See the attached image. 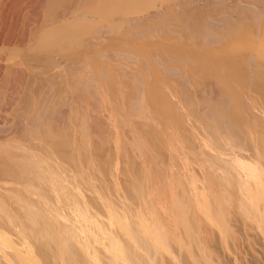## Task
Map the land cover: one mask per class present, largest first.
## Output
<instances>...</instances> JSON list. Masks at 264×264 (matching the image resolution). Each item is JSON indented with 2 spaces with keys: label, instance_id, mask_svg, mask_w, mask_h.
Segmentation results:
<instances>
[{
  "label": "bare ground",
  "instance_id": "obj_1",
  "mask_svg": "<svg viewBox=\"0 0 264 264\" xmlns=\"http://www.w3.org/2000/svg\"><path fill=\"white\" fill-rule=\"evenodd\" d=\"M140 1L142 0H134L130 3L133 4V6H140L139 4L134 5L135 2L141 3ZM145 1L147 5V3L149 2L152 3L153 0L152 1L145 0ZM63 2L66 1L65 0L63 1L62 0H0V92L1 91L6 92L10 96V102L14 103V105L15 103L17 104V106L21 105L20 109L16 106L18 108V109L16 108V110L18 111L15 110L17 115H15L14 124H12V126L14 127L15 125L20 127L22 129L21 132L23 134V136L19 138L20 140L19 139L15 140V138L17 139V137L15 136L7 137L6 139L0 138V144H3L4 146H9L4 149L5 153L7 152L10 153L3 155L1 154L3 153V150L0 152V167H2L3 169H4L3 166L6 167V169H4L3 175L5 174L4 176L8 175L10 177V182L8 183L0 179V226H3L4 228L6 227L5 231H7V233H9L8 231H10V233L13 236L12 239H9L4 235H2L0 236V242L3 243L5 247L10 246L13 249V252L16 250L15 252H17L18 255H21V258L19 257V259L14 258L15 264L21 263L23 259L29 260L30 264H37L39 262L44 264H157L156 262L160 261L159 259L160 257H162L160 256L161 250L163 248L169 249L171 244H169V239H168L169 237L166 235L168 232H166V234L164 233V229L162 228L163 224H161V220L159 218H156L155 220L154 219L155 216L153 214L152 217L151 212H149L151 214L148 213L151 217L147 218L148 214L145 211L148 209L146 205L149 204V208L152 209L149 210L155 212V210L153 211L154 206H152L153 208L150 207V205H152L149 200L151 196L148 199V195H152L153 193L155 194L156 191L158 190V189L156 190L155 187L157 185L156 183H155L156 185L150 187L149 184H147V180L154 179L155 181V177L156 179H158L159 176H161L162 178V173L164 172V170L156 169V167L152 168L154 166L151 165L156 164L158 162V161L156 162V160L167 162V164H170V166L172 165V167H174L175 169V173L173 172L174 176L176 174L175 177L178 178V174H179L178 169L181 166H184L186 164L187 165L191 164L194 166V164L198 165L199 163L201 164L202 162L203 163L205 162L204 155L198 152L197 151L198 149L200 151L201 149H219L220 151L222 150L220 152V153L223 152L222 154L218 153L219 152L218 151L206 155L210 166L215 165L217 168L219 174L218 175L216 174L215 177L217 178L218 183H220L219 185L224 186L227 183H230L234 177L236 178L244 177L246 175L244 174L245 172H242L241 170V163H243L241 161L242 159H245V157H247V159L250 158V160H252V162L255 163L260 158L256 154L250 155L252 153L250 154L247 153L249 152V150L253 148L254 142L253 140H251V137L250 139L247 137L244 131L240 129L238 130L237 128H235L237 126L232 125L230 123L228 119V115L226 113L227 110L225 112V109L227 108L225 104H223L222 102L218 103L219 101H217L218 100L217 99L215 100V102L218 103V105H216L215 107L213 106L214 104H211L210 101L207 100H205L204 105H200L196 101H194L195 99L194 100L192 98L186 99L188 97H186V94L183 92L184 93L183 95H185V97L181 95L179 99L182 100L183 97V100L185 99V101L186 100L188 101L187 103V108L189 110L188 112L190 115L194 116L193 118L192 116L189 115L188 118L183 121V124L191 127V131H194L195 135L198 136L197 138L195 136L194 138L193 137L186 138L184 136L187 140H184L181 144H183V147H185V149L186 147L187 149H189L185 151V154L189 156L188 160H190L189 161L190 163H187L188 160H186L185 163L184 157L186 156H184L185 155L183 152L184 149L183 151L179 150L180 151V152L178 151L179 153L175 152L176 150L174 151V149H177L176 147L174 148L175 144L172 145L173 144L172 141H166L165 139L161 138L162 129L164 127L174 125L173 120H171L170 118H167L166 123L164 122L163 118L161 117V112L159 111L158 106L156 107L155 103L152 102V98L155 99L161 96V94L160 93L158 94L159 91H157L154 88L153 83H151L150 86V82H148V78L150 74L149 75L147 74L148 75L147 77V75H143V73L137 72V74L133 77L135 84L136 85L138 84V86H135V88L137 87L141 88L140 82L145 79L146 80L145 82L146 83L148 82L149 85H147L148 84L147 83L146 86L144 85V88L146 87L148 88V90L145 88L146 89L145 91L141 88L140 91L139 88L138 89L139 92L143 91L142 95L140 96H143L144 98L143 97L139 98L140 96H138V98H135L134 96L132 100L131 97L127 104L121 105L122 108L123 106H125L124 109L117 107L118 108L117 112L120 113L122 116H124L128 114L129 111H131V113L129 114L135 112L136 115V116L134 115L135 117H137L138 115L144 117L145 119H150V121L149 120L145 121L144 119L143 120L141 119L142 123L139 122L137 124V125L141 124L140 126H138V128H136L137 126L134 127L135 125H132V127L130 126L129 128L135 131L132 132L134 136L131 133V136H133V138H131L130 140L128 139L126 140L128 142L130 141L131 147L132 148L134 147V151L136 148H142L140 155L141 160L139 162L136 161L135 164L141 162L143 166H141V169L139 170H135V167H132V169H128V170H125L123 168L124 171L126 172L125 173L123 172L121 176H123L124 179L127 181L126 184L117 183L120 182L118 180L122 177H120L118 172H116L118 170H116L115 167L113 168V166L115 165L110 166L111 172L107 169V172L109 171L108 173L109 174L111 173L110 174L111 176H109L107 173V176L109 178L107 176L106 177L108 179L104 178L105 176H103L106 173H102V175H100L101 172L103 171L102 169L100 170L98 166L103 164L101 163L102 160L101 162H98L99 160L96 159L97 162L95 163V164L101 163L100 165L97 166V169L101 171L99 174V171L96 169L95 164H93L95 162V160L93 159L97 157H92L91 155V157L93 158L92 159L93 163H92L90 158L91 153H88L90 151H88L87 149L84 151L85 146L83 147L84 144L82 143L85 142L88 144L90 142V140L87 141L88 140L87 128L91 129L92 124L87 125L86 122L88 120L86 122L83 121L82 115L80 114L79 110H74L72 113V110L68 111L67 106L69 104H72V101L79 102V104L80 102L83 103L86 95L81 91H84L85 88L90 89V91L88 90V92H90V97L91 100H93V103L94 100H97L98 92L96 87L94 88L93 86L96 85L95 82L97 81L96 78L98 79L99 71L97 69L98 68L97 58L102 53L101 52L99 53V51L94 50L95 52H92L89 58L85 57L84 54L82 53V49H84V47L86 46L95 47L94 45H97L96 44L97 42L96 43L93 41L89 42V40L87 39L89 36L92 35L91 32H93L92 29L94 28V25L88 22L91 18H94L95 15H98L97 17L99 19L98 21H101L103 19L106 20V23H104L106 24V26L103 27V30L108 32V31H113L114 28L119 29L120 27L118 28L115 25L114 21L112 22L111 20L114 19V17L117 15L116 12L118 11V8L117 5L113 3L104 4V5H102L103 4L102 3L101 5L93 4L89 8L83 9L81 7V4H79V2L78 5H80L81 8L77 5H74V2L72 3V1H71L72 5L67 3L69 2L68 0L66 2L67 4ZM80 2L82 3L83 1L80 0ZM189 3L190 2H188L187 4ZM191 3H194V1L193 2L191 1ZM131 4L128 5L129 8L133 7ZM121 8H123V6ZM151 11L148 12V14H146L143 11L146 15L142 14L144 15V17L142 16L143 17L142 19L144 18H145L144 20L152 19L154 15H157L154 14V12L152 13ZM123 12L124 11H122V13ZM203 16H205V14L202 15V17ZM205 19H202L199 23L196 24L198 25L197 31L205 30V27L207 26L208 23L207 20ZM128 20H130V17ZM135 20L138 19H133V21ZM189 21L191 20L189 19ZM134 26L133 29L137 28L136 27L137 25ZM207 29L209 28H206V30ZM201 33H203V31ZM207 33L209 34V36L213 35V33H211L210 30H208ZM199 37H203V34L202 36H198V38ZM91 40H93V38ZM207 40L208 39H206V41ZM242 40L244 41V39ZM99 41L101 42V40ZM179 49H181V47H179ZM210 51L212 52V50ZM177 52H179V50ZM112 53L116 54L117 51H113ZM197 54L201 59L208 58L204 56L205 53L204 55H201L199 53ZM206 54H208V52ZM124 55L128 56L129 60L132 59L131 58L132 54L125 53ZM182 55L186 57L187 61L190 60V58L192 57V54L191 56L186 54H182ZM235 57L237 56L235 55ZM125 58L127 59V57ZM144 61H146L147 63L149 62L148 59ZM150 61L153 62V60ZM154 61H155L153 62L154 64L156 63L157 65L158 63L159 65H161V61L158 59V56H156V59H154ZM206 61L208 62V64L211 63L213 66L216 65L221 72L222 70H224V68L228 69L227 68L228 64L231 65L228 62L229 60L227 61L225 58H222V56L221 58H218V56L215 59L211 58L210 53H209V58ZM89 64H91V68H92L91 72L89 73V75H86V73H84L83 75L84 67ZM154 64H150L151 67L152 65L154 66ZM95 66L97 68H95ZM161 69H165L171 74H176V73L178 74V72H180L178 68L173 66H166L165 68L162 67ZM220 71H218V73ZM141 74L142 76H140ZM118 75H120V73ZM243 75H245L244 72ZM239 78L242 77L239 76ZM184 81L186 82V80H182L181 83L183 84ZM239 81L240 79L237 82L238 84ZM249 81H247V83ZM120 82H122V80ZM230 83L228 82L229 85ZM248 84L246 85L248 86ZM246 85L243 83V86ZM198 87H200V85H198ZM234 88L236 89V87ZM187 89H185L186 90L185 92L189 91V88ZM190 91L188 92L189 95L191 93ZM211 92H215L218 95V91L216 92V89H213ZM211 92L208 89L202 93V96H208V95L211 96L210 94ZM222 96L223 98H225L223 93ZM220 97H216V98H220ZM134 99H136V101L137 99L140 100L136 102ZM204 99L205 98H203V101ZM213 99L215 98L212 97V100ZM87 100H89V98H87ZM72 107L73 106H71V108ZM96 108L98 107L96 106ZM214 109L216 110V112L213 116L212 113L213 111H215ZM118 113L117 115H119ZM128 117L124 116L125 119ZM135 117L134 119H136ZM185 117L186 116H184V119ZM130 118L126 119L125 121L129 120ZM115 119H119V117ZM120 120L121 119H119V121L116 120L117 121L116 123L118 124ZM130 121H132V119H130ZM148 121L151 123V125L153 123L151 128H148L149 130H147V132L148 134L150 133L149 135L150 137L151 135L153 136L154 140L152 142H154V145L152 144V146L154 147V149L149 148L148 146H144V140H143L144 136H142L143 138H141L140 137L141 133L138 134L140 136L136 135L138 130H140L141 132H144L143 130L146 131L144 125L149 123ZM156 123L161 125L159 126ZM126 124H128V121ZM13 127L11 129H13ZM77 133H79L80 137H78L79 139L75 138L76 139L75 140L74 139L75 136L73 137V135L74 134L77 135ZM184 134H186V132ZM138 151L139 150L136 149V153H138ZM203 151L205 153L206 150ZM97 155L95 154V156ZM109 158L110 157L106 159L108 160ZM130 159L136 160L135 157H130ZM152 161L155 162L151 164ZM160 163L161 162H159V164ZM200 164L199 167L201 166ZM158 165L156 166L158 167ZM164 165L166 167V164ZM137 166L139 165L137 164ZM148 166H150L151 169L149 170L145 169ZM255 168L257 169V167ZM169 172L171 171L167 170L166 173L168 174ZM164 176L166 177V175ZM195 176L196 175H194V179ZM200 176L201 178L204 177V179L205 177H207V179H210L212 177V174L207 171H203ZM175 177H173L174 181H175ZM196 177L198 178L199 174ZM167 180L163 179V181H161L160 179L158 181L164 183V181L166 182ZM170 180L172 179L170 178ZM256 181L257 182L255 185L254 198L247 194H235V195L228 194V197L227 195H225L228 198V201L227 204H225L226 207H224V213L222 212L223 210H221L223 206H220V202H218L219 204H217V202L215 201L216 204L214 206L216 209L215 211H217L216 213H218L216 214L217 215L216 220L218 221V224L221 225L222 228L224 227V229L228 232L227 234L230 240L233 239L232 236L236 237L234 236L237 235V232H235V230H238L237 228L235 229L234 227L235 225L233 224V222H237V225L240 223L243 229H247L251 225V223L249 222L253 220V222L255 223L254 238H256L255 239L256 244L258 245V249L255 250V257L258 259L259 264H264V166L259 168ZM163 186L164 185L160 186V188ZM182 186L179 185V187L183 189V191L180 189L181 190L180 193L183 192L182 195L186 194V197L182 196V198L184 199L185 197L187 199L188 193H184L186 189L185 187ZM87 189L90 190L95 197H97L96 200L94 199V197H92L93 200H90L91 196L93 195L91 196L89 195L90 199H88V197L86 196ZM162 189L164 191L160 190L161 194H163V192L167 194L168 190H165L164 188ZM175 190L176 189L174 188V191ZM180 190L178 189L177 191ZM84 191L86 195L84 194ZM177 191L176 194L177 193L179 194V192ZM158 193H156L155 196L160 194ZM178 196L180 197V194ZM144 197L147 200L144 199ZM182 198H179L181 199L180 202L183 200ZM184 200L180 204L182 208L181 210L179 209L181 213L179 212L180 217L178 219L180 223L182 221L183 225L184 223L185 225H187L191 222L192 214L189 215L190 219L188 218L189 220L188 222V220H186L188 217L187 211L190 208L186 206L185 204L186 202ZM180 205L178 206V208L180 207ZM189 205L190 204L188 203V206ZM189 211L188 213L190 214ZM142 213L147 214V215L143 214L147 217L145 216L143 217ZM251 215L254 217V219L250 218L252 217ZM180 218H182V220ZM153 219L155 221H153ZM77 225L78 227L79 226L82 227V228L79 227L80 230L82 229L81 232L80 230H78V228H76ZM191 225L188 226L191 227ZM145 227L154 230L153 231L154 234L153 233L149 234L148 232H146L144 230ZM161 229L163 231H161ZM237 237H239V235H237ZM251 237L252 235L250 233H246L245 238L243 237V239H246L248 240V242H250ZM240 238L241 237H239V240H237L238 238L237 239L235 238V240L240 242L241 241ZM229 239L227 241H229ZM246 240L244 241L246 242ZM245 242L244 244H246ZM228 244H230V242ZM237 246H240V244ZM227 247L228 249L231 248L229 246ZM250 248L252 251V248L254 247L252 246ZM7 249L9 250V248L4 249V252L1 255L2 257L0 256V263L3 262L4 260L7 261L9 259L8 257L9 255L5 251ZM240 249H242V247ZM234 250L232 251L234 252ZM232 251L231 250L228 251L231 260H233V258L235 257L232 254ZM243 251L244 250L242 249V252ZM212 252L214 253L213 250ZM241 254L242 253H239L238 255L240 256V258H242ZM250 254H252V252ZM11 257L12 256H10V258ZM209 259L211 258L209 257ZM209 259L208 261L210 262ZM244 259L245 258H243V260ZM214 261L213 262L211 261L208 264L219 263L217 261H216L217 263H214ZM240 264L242 263L240 262Z\"/></svg>",
  "mask_w": 264,
  "mask_h": 264
},
{
  "label": "rangeland",
  "instance_id": "obj_2",
  "mask_svg": "<svg viewBox=\"0 0 264 264\" xmlns=\"http://www.w3.org/2000/svg\"><path fill=\"white\" fill-rule=\"evenodd\" d=\"M65 1L67 2V0H65ZM68 1L70 2V3L67 2L68 4L72 5V3L74 2V5H77L80 7V5H78V2H79V4H81V7L83 9L89 8L93 4L94 5H101L102 3H103L102 5L113 3V4L117 5V8H118V11L116 12L117 15L114 17V19H111V20H112V22L114 21L115 25L118 28L120 27L119 29L114 28L113 31L106 32L105 30H103V27L106 26V24H104V23H106V20L103 19L101 21H98L99 20L97 18L98 15H95L96 18H95V16H94V18H91L92 20L87 19V20H89L88 23L94 25V28L92 29L93 32H91L92 35L89 36L87 39L89 40V42L90 41H93L95 43L97 42L96 43L97 45H94L95 47H93V46L84 47V49H82V53L87 58H89V56L92 52H95L94 50H97V51H99V53L101 52L102 54H104V55L101 54L100 56H98V58H97L98 68L95 66V68H97L99 71L98 72V79L96 78L97 81H95L96 85L93 86L94 88L96 87L97 92H98L97 100H94V103H93V100H91V97H90V92H88V90L90 91V89L85 88L84 91H81L82 93H84L86 95L84 102L83 103L80 102V104H79V102L72 101V104H69L68 105L69 107L67 106L68 111L72 110V113L74 110H79L80 114L82 115L83 121L86 122L88 120L86 122L87 125L92 124L91 126L93 129L87 128V130H88L87 131L88 132L87 133L88 134V140L87 141L90 140V142L88 144L85 142H82V140H81V142L84 144L83 147L85 146L84 151L86 149L88 151H90L88 153H91L90 158H91L92 163H93V160H95V162L93 164H95L97 162L96 159L99 160L98 162H101V160H102L101 163H103V164L100 163L102 166L98 163L95 164L96 169H97V166L100 165L98 167L100 168V170L102 169V171H103V172H101V171H99V169H97L99 171V174L101 172L100 175H102V173H106L103 176H105L104 178L108 179L109 177L107 176V173L109 171L111 172L110 166L115 165V166H113V168L115 167L116 170H118L116 172H118L119 176L123 178V180H122V178H120L118 180L120 182H117V183H120V184L125 183L126 184L127 181L124 179L123 176H121V174H123V172L124 173L126 172V171H124V169L128 170V169H132V167H135V170H139V169H141V166H143L141 164V162L135 164L136 161L139 162L141 160L140 155H141V149L142 148H136L135 147L137 150L140 151V152L138 151V153H136V149L134 151V147L133 148L131 147L130 141L128 142L126 140L127 139L130 140L134 136V134L132 132H135V131L133 129L129 128L130 126L132 127V125H135L134 127L137 126L136 128H138V126L141 125V124L137 125L139 122L142 123L143 119L145 121H147V120L150 121V119H145L144 117H141L138 115H137V117H135L136 116L135 112H132V114H129V113H131V111H129L128 114L131 116V118L128 114H126L124 116H126V117L129 116L128 118L132 119V121H130V119H129V120H127L128 124H126L127 121H125V120L128 118L125 119L124 116H122L120 113L117 112V110H118V108H122V106H121L122 104H127L131 97H132L131 99L133 100L134 96H135V98H138V96L142 95L143 91L139 92V90L141 91V88L145 91H146V89L148 90V88H146V87H145L146 89L144 88V85L146 86V84L148 82H150V86H151V83H153L154 88L157 91H159L158 94L159 93L161 94V96H159L160 98L159 97H157L155 99L152 98V102L155 103L156 107L158 106L159 111L161 112V117L163 118L164 122L165 123L167 122V118H170L174 122V125L164 127L162 129L161 138L165 139L166 141H172L173 142L172 145L175 144L174 148L175 147L177 148V149L173 148L174 151L176 150L175 152H178L179 150L183 151V149H184L183 152L185 154V151H187L189 149H187V147L185 149V147H183V144H181V143L184 140H187L186 138H192V137L194 138V136L196 138L198 137L195 135L194 131H191V127L183 124V121L186 120L188 118V116L190 115L188 112L189 110L187 108L188 101L187 100L185 101V99L183 100V97H182V100L179 99V97L181 95L185 97V95H183L185 93L186 97H188L186 99H189V98H192L193 100L195 99L194 101H196L200 105H204L205 100L210 101L211 104H214L213 105L214 107L216 105H218V103H220V102L225 104L226 107L228 108V109L227 108L225 109V112L227 110L226 113L228 115V119H229L230 123L232 125L237 126L235 128H237L238 130L240 129V130L244 131V133H246L247 137L249 139L251 137V140H253V142H254L253 148L251 150H249V152H247V153L248 154L252 153L250 155L256 154L261 159V161H260V159L259 160L257 159L258 161L255 163L252 162V160H250V158L247 159V157H245V159H242L241 161L243 163H241V170H242V172H245L244 174H246L245 176L247 178L245 176L244 177H237V178L234 177L230 183H227L224 186L219 185L220 183H218L217 178L215 177L216 174L217 175L219 174L216 166L215 165L210 166V164L208 163V159H207L208 154H211L212 152L215 153L218 151H219L218 153H220L222 150L220 151L219 149H201V151H200L198 149L197 151L204 155V157H205L204 161L205 162L204 163L202 162L201 164L199 163L201 165L200 167H199V164L198 165L194 164V166L191 164H188V165L186 164L184 166H181L178 169V172H179L178 178L175 177L176 174L174 176L175 169H174V167H172V165L170 166V164H167V162H164V161L162 162L160 160H156V162L157 161L158 162L154 165H151V166H154L152 168L156 167V169L164 170V172L162 173V178H161V176H159L158 179H156V177H155V181H154V179H152L153 181L147 180V184H149L150 187L157 184L155 187H156V190L158 189L157 191L160 194L156 191V193H158L159 195L155 196L156 193L155 194L151 193L154 196L148 195V199L151 196L149 200H150L152 205H150V207L154 206V208L153 207L152 208H153V211L155 210V212L151 211L152 209L149 208V204H147L148 206L146 205V207L148 209L145 211L147 214L149 212H151L152 217L154 214L155 220H156V218H159L161 220V224H163V226H164V227L162 226V228L164 229V233L166 234V232H168L166 235L169 237L168 238L169 244H171V246L169 245L170 246L169 249H165V248H163V249L161 248L162 250L160 249L161 250L160 256H162V257L159 256L160 261H158L156 263L157 264L158 263L159 264H208L211 261L213 262L215 260L214 263L219 262L217 264H228V263L229 264H240V262L242 264L243 263L246 264L247 262H249L251 264H259L258 259L255 257V250L258 249V245L256 244V240H255L256 238H254V236H255V223L253 222V220L251 222H249L253 226L250 225L251 227L249 226L247 229H243L240 223L237 225V222H233V224L235 225V226L233 225L235 227V229L236 228L238 229V230H235V232H237V235H239V237H241L240 240L243 242V244L241 241L240 242L237 241V240H239V237H237V235H234L236 237L232 236L233 239L230 240L228 237V234H227L228 232L224 229V227L222 228V226L219 225L218 221L216 220V218H217L216 214H218V213H216L217 211H215L216 209H215L214 205L216 204V202H217V204H219L218 202H220V206H223L221 210H223L222 212L224 213V207H226L225 204H227V201H228V198H227L228 194L229 195H231V194L232 195L247 194V195H250L254 198V192H255V185L257 182L256 179H257L258 170L260 167L264 166L263 165L264 164V160H263L264 159V0H190V1L189 0H153L154 2L151 0L152 3L149 2L150 4L147 3V5L145 3L146 1L142 0L144 2L140 1L141 3H136V2L134 3V5L139 4L140 6H133V4L130 3L134 0H100V1L99 0H91V1L81 0V1H83L82 3L80 2V0H78V1L68 0ZM71 1H72V3H71ZM191 1L192 2L194 1V3H191ZM66 2H63V3H66ZM183 2H184V4H183ZM188 2H190V3L187 4ZM129 4H131L133 7L129 8V6H128ZM122 6H123L124 10H123V8H121ZM175 6H176L177 10H176ZM185 6H187V7H185ZM158 8H159V11H158ZM149 10L150 11L153 10L151 12L152 13L154 12V14H157V15H154V17H152V19H146V20H144L145 18L142 19L144 17V15H146V14H148V12H150ZM122 11H124L125 13L123 12L124 13L123 14ZM232 11L234 14L232 13ZM142 14H144V15H142ZM204 14H205V16H203L204 17L203 18L202 15H204ZM159 16H161V17H159ZM129 17H130V20H128ZM201 18L202 19L206 18L205 20H207V22H208L207 26L205 27V30H202L203 33H201L202 31H200V30L197 31L198 25H196L197 23H199L202 20ZM133 19H138V20L133 21ZM189 19L191 21H189ZM131 22H132V24H131ZM133 24L137 25L136 26L137 28L133 29V26H134ZM193 24H194V26H193ZM215 24H216V26H215ZM208 25H209V27H208ZM206 28H209V29L206 30ZM208 30H210L211 33H213V35L209 36V34L207 33ZM205 32L207 34V37H206ZM202 34H203V37L198 38V36H202ZM205 37H206V39H208L207 41H206ZM92 38H93V40H91ZM211 39H213V40H211ZM242 39H244V41ZM99 40H101V42ZM233 41H234V43H233ZM227 42H230V43H227ZM179 47H181V49H179ZM112 48H114V49H112ZM227 48H229V49H227ZM150 49H151V51H150ZM223 49H224V51H223ZM178 50H179V52H177ZM210 50H212L213 53ZM113 51H117V53H119V54L112 53ZM204 51H206V52H204ZM207 52H208V54H206ZM122 53L132 54V57H131L132 59L129 60L128 56H126ZM197 53H199L201 55H204V53H205L204 56H206L208 58H209V53H210L211 58H213V59L217 58V56H218V58H221V56H222V58H225L227 61L229 60L228 62L231 65L228 64L230 67L227 65L228 69L224 68V70H222V72H221L220 69L216 65L213 66L211 63L208 64V62L206 61L208 58L207 59H201V58H199ZM182 54H186V55H190V56L192 54V57L190 58V60L191 59L192 60L191 61L188 60L189 61L188 62L186 60V57ZM219 54H220V56H219ZM235 55L237 57H235ZM123 56L127 57V59ZM156 56H158V59L161 61V65H159L158 63L156 65V63L155 64L153 63V62H155L154 59H156ZM143 58H144V60L148 59L150 64H154V66L152 65V67H151L149 62L147 63L146 61L143 60ZM250 58H252V59H250ZM239 59H241V60H239ZM150 60H153V62ZM235 60H236V62H235ZM144 63H145V65H144ZM234 63H236V64H234ZM204 65L207 67H205ZM161 66L163 68H165L166 66H173V67L178 68V70L180 72H178V74L177 73L171 74L168 71H166L165 69H161L162 68ZM180 67H181V70H180ZM198 68H200V69H198ZM213 68H215V69H213ZM91 69H92L91 64L85 66L83 69L84 70L83 75H84V73H86V75H89V73L91 72ZM151 70H152V72H151ZM218 71H220L219 72L220 74L218 73ZM242 71L244 72L245 75H243ZM137 72H141V73H143V75H147V74L149 75L150 74L147 83L145 82L146 81L145 79L140 82L141 88L140 87L135 88V86H138V84L137 85L135 84L133 77L137 74ZM181 72H183V73H181ZM119 73H120V75H118ZM207 73H208V75H207ZM238 73H240V74H238ZM213 74H215V75H213ZM148 75H147V77H148ZM140 76H142V74ZM239 76L242 78H239ZM182 77H184V78H182ZM239 79H240V81L238 84L237 82ZM119 80L120 81L122 80V82H120ZM182 80H186V82L184 81L182 84L181 83ZM235 80H237V81H235ZM230 81H231V83H230ZM247 81H249L248 82L249 84L247 83ZM98 82H99V84H98ZM110 82H111V84H110ZM208 82H210V83H208ZM225 82H227V83H225ZM228 82L230 83V85H232V84L233 85L230 86L228 84ZM118 83H120V84H118ZM123 83H124V85H123ZM180 83H181V86H180ZM222 83H223V85H222ZM243 83L245 85L248 84V86L247 85L243 86ZM172 84H173V86H172ZM209 84H210V86H209ZM118 85H121V86H118ZM147 85H149V83ZM198 85H200V87H198ZM119 87H122V88H119ZM172 87H174V88H172ZM234 87H236V89ZM187 88H189V91L191 90L190 95L188 94L189 91L185 92L186 91L185 89H187ZM208 89L210 92L213 89H216V92L218 91V95L215 92H211L210 93L211 96L210 95L202 96V93ZM168 90H170V91H168ZM171 90H173V91H171ZM133 91H134V94H133ZM237 92H238V94H237ZM222 93L224 94L225 98H223ZM0 94L2 95V96L0 95V128H1L0 129V138L6 139L7 137H14L15 136V137H17V139L15 138V140H18L19 138H21L23 136V134L21 132L22 129L18 126H15V125H14V127H15L14 128L12 126V124H14L15 115H17L15 110L17 107L20 109L21 105L17 106L16 103H15V105H14V103H11L10 102V96L6 92L1 91ZM7 97H8V99H7ZM142 97L143 96H140L139 98H142ZM212 97L215 98V99H213L214 102L212 100ZM216 97H220V98H216ZM87 98H89V100H87ZM203 98H205L204 101H203ZM156 99H158V100H156ZM227 99H229V100H227ZM134 100L136 101V99H134ZM138 100H140V99H137L136 102H138ZM175 100H176V103H175ZM215 100H217L219 102L216 103ZM101 102H102V104H101ZM182 102H185V103H182ZM77 105H78V107H77ZM71 106H73V107L71 108ZM96 106L98 108H96ZM124 108H125V106H123L122 109H124ZM232 109H233V111H232ZM16 111H18V110H16ZM215 112H216V110L213 111V113H212L213 116H214ZM117 113L119 115H117ZM115 116H117V117H119V119H121L120 122H118V124L116 122L119 121V119H115V118H117ZM184 116H186L185 119H184ZM190 116H192L194 118L193 115H190ZM134 117L136 119H134ZM123 119H124V121H123ZM137 119H139V120H137ZM149 123L144 125V128L146 129V131L143 130L144 132H147V130H149L148 128H151V126L153 125V123H152V125H151V123L150 124ZM160 123H162V122H160ZM246 123H247V125H246ZM156 124L159 126L161 125L158 123H156ZM156 124H154V125H156ZM87 125H86V127H87ZM7 126H9V127H7ZM122 126H123V129H122ZM124 126H126V127H124ZM12 127H13V129H11ZM176 128H178V129H176ZM261 128H263V129H261ZM10 129H11V131H10ZM15 129H16V132H15ZM144 132H141L140 130H138L136 135L141 133L140 134L141 136L140 135H138V136H140L141 138H143L142 136H144V138H143L144 146H148L149 148L154 149V147L152 146V144L154 145V142H152L154 140L153 136L151 135V137H150L149 136L150 133L148 134V132L147 133H144ZM185 132L187 135L184 134ZM65 133H67V132H65ZM91 133H92V136H91ZM131 133L133 134V136H131ZM73 137H74V139L75 138L79 139L78 137H80V135H79V133H77V135L74 134ZM89 137H90V139H89ZM105 138H106V140H105ZM12 140H14V139H12ZM91 142H92V144H91ZM87 145H89V146H87ZM6 147H9V146H4L3 144H0V152L3 150V153H1V154H3V155L10 154L8 152L5 153L4 149ZM90 149H92V150H90ZM203 150H206L205 153ZM133 152H135V153H133ZM222 153H220V154H222ZM95 154L96 155L98 154V155L95 156ZM91 155H92V157H97V158L93 159L91 157ZM136 156H138V157H136ZM184 156H186V157H184V160L186 163V160L189 159V156L186 154ZM104 157H106V158L110 157V158L107 160ZM130 157H135L136 160L130 159ZM185 158H187V159H185ZM105 159L107 162L105 161ZM131 161H133V162H131ZM189 161L190 160H188L187 163H190ZM154 162L152 161L151 164H153ZM159 162H161V163L159 164ZM137 164L139 166H137ZM164 164H166V167ZM260 164H262V165H260ZM156 165H158V167ZM3 167H4V169H6L5 166H3ZM171 167H172V169H171ZM255 167H257V169ZM0 169H1L0 174L2 175V177L0 175V179H2L3 181H6V183L10 182V177L8 175L4 176L5 174L3 175L4 169L2 167H0ZM107 169L109 170L108 172H107ZM145 169L149 170V169H151V167L148 166ZM167 170H169L171 172H169L167 174L166 173ZM203 171H207V172L211 173L212 177L210 179H207V177H205V179H204V177L201 178L200 175L202 174ZM110 174L108 173L109 176H111ZM163 174L166 175V177ZM198 174H199L200 178L196 177V176H198ZM167 175H168V177H167ZM194 175H196L195 179H194ZM172 176L175 177V181H174V178ZM170 178L172 180H170ZM179 178H180V180H179ZM160 179H161V181H163V179H165V180L168 179V180L166 182L164 181V183H163L161 181H158ZM194 180H195V182H194ZM148 181H150V182H148ZM201 182H203V183H201ZM162 185H164V186L160 188V186H162ZM179 185L180 186L184 185L182 187H185V189H186L184 193H188L187 199L185 198L186 194L182 195L183 192L180 193L181 190L183 191V189L181 187H179ZM217 185H219V186H217ZM177 187L179 190L180 189L181 190L177 191L178 190ZM204 187L208 191H206ZM162 188H164L165 190H168L167 194H165L164 192H163V194H161V191H164ZM174 188L176 189L175 191H174ZM200 188H201V190H200ZM203 188H204V190H203ZM176 191L179 192L180 197L178 196L179 195L178 193L176 194ZM200 191H202L203 193ZM204 191H206L207 193ZM86 192H87V195H86L85 191H84V194L88 197V199H90V196L93 194L88 189ZM207 194H208V196H207ZM225 195H227V197ZM182 196H185L184 197L185 200L182 198ZM92 197H94L95 200L97 198L93 195V196H91L90 200H93ZM145 197H147V196H145ZM145 197H144V199H146ZM179 198H182L186 202L185 203L186 206L190 208L189 209L190 211L188 210L190 212V214L187 211L188 217L186 220H188V218L190 219L189 215L192 214V218H191L192 223L190 222L187 225H185V223H184V225L186 227L182 224L183 222L181 221V223H180L179 219H178L180 217L179 214L181 213L179 211V209L181 210V208H182L180 204L183 202V200L180 202L181 199H179ZM149 200H148V202H149ZM188 203L190 204L189 206H188ZM178 204L180 205L179 208H178V206H179ZM167 205H168V207H167ZM149 209H151V210H149ZM151 213H149V214H151ZM213 213H214V215H213ZM143 214H145V213H142V215ZM147 214H145V215H147ZM149 214H148V217L145 215H143V217L144 216L147 218L151 217ZM221 215H222V213H221ZM250 218L254 219L253 216ZM154 219H153V221H155ZM180 219L182 220V218H180ZM188 222H189V220H188ZM188 225H191V227ZM79 227H78V225L76 226V228H78V230H80V228H82V227H80V228ZM149 227H151V226H149ZM5 228L3 226H0V236L4 235L5 237L12 239L13 238L12 234L10 233V231H8L9 233H7V231H5ZM185 229L187 230V232ZM81 230H80V232H81ZM144 230L146 232H148L149 234H152L154 231L152 229H148V227L147 228L145 227ZM161 231H163V230L161 229ZM238 232H240V233H238ZM246 233H250L252 235L251 240H250L251 243L248 242V240L243 239V237L245 238ZM9 235H11V236H9ZM173 237H174V239H173ZM235 238L236 239L238 238V239L235 240ZM228 239H229V241H227ZM196 240L197 241L199 240V241L197 242ZM244 240H246V242ZM10 241H12V240H10ZM236 241H237V243H236ZM177 242H178V244H177ZM229 242H230V244H228ZM244 242L246 244H244ZM249 243L254 247V248H252V251L250 248L252 246ZM254 243H255V245H254ZM239 244H240V246H237ZM247 244H249V245H247ZM227 246H229L231 248L228 249ZM241 247L244 250L243 252H242V249H240ZM0 248H1L0 249V256L3 254L4 249L9 248V250L7 249L5 251L9 255L8 256L9 259H12V260L8 259L7 261L4 260L3 261L4 264H15L14 258H17V259H19V257L21 258V255H18V253L15 252L16 250L14 251L15 252L14 253L13 249L10 246L5 247L4 244L0 242ZM212 250L214 251V253L212 252ZM230 250L231 251L234 250V252L232 251V254L235 256L233 258V260H231L229 257L228 251H230ZM250 251L252 252L253 255L250 254L251 253ZM215 252L217 253V255ZM239 253H242L241 254L242 258H240V256H238ZM13 255H14V257H13ZM10 256H12V257L10 258ZM207 256H209L211 259H209V257H207ZM236 256L238 259L236 258ZM243 258H245V259L243 260ZM208 259L210 260V262L208 261ZM235 259L238 261H236ZM25 260L26 259H23L22 262L18 263V264H30L29 260H26V261ZM3 262H1L0 264H3ZM10 262H12V263H10ZM249 263H247V264H249ZM37 264H44V263L39 262Z\"/></svg>",
  "mask_w": 264,
  "mask_h": 264
}]
</instances>
